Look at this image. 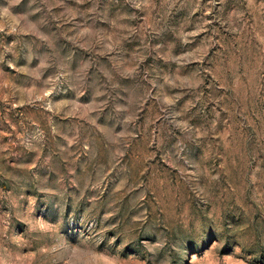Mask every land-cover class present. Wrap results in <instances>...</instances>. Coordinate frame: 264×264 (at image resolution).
I'll use <instances>...</instances> for the list:
<instances>
[{
	"label": "rangeland",
	"instance_id": "obj_1",
	"mask_svg": "<svg viewBox=\"0 0 264 264\" xmlns=\"http://www.w3.org/2000/svg\"><path fill=\"white\" fill-rule=\"evenodd\" d=\"M0 264H264V0H0Z\"/></svg>",
	"mask_w": 264,
	"mask_h": 264
}]
</instances>
